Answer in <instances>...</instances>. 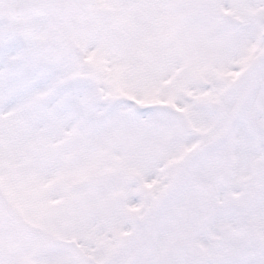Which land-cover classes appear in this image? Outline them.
I'll return each mask as SVG.
<instances>
[{"label":"snow or ice","instance_id":"6c2138e0","mask_svg":"<svg viewBox=\"0 0 264 264\" xmlns=\"http://www.w3.org/2000/svg\"><path fill=\"white\" fill-rule=\"evenodd\" d=\"M0 264H264V0H0Z\"/></svg>","mask_w":264,"mask_h":264}]
</instances>
